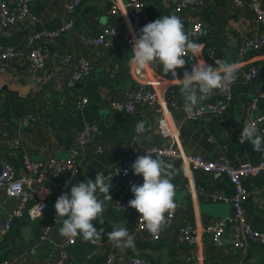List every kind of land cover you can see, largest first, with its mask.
<instances>
[{"label": "crops", "instance_id": "0c3cea01", "mask_svg": "<svg viewBox=\"0 0 264 264\" xmlns=\"http://www.w3.org/2000/svg\"><path fill=\"white\" fill-rule=\"evenodd\" d=\"M69 1L34 0L30 15L1 37L0 45L24 48L31 33L43 29H58L68 18L65 7ZM143 1L146 2L148 11L145 24L164 15H176L189 33L191 15L203 22L204 36L201 41L196 42L201 46L197 63L205 60L206 53L214 49L222 60L239 65L238 78L231 86L232 100L227 112L208 113L197 121L184 117V98L179 81L167 86L168 95L174 98L176 104L172 108L171 121L184 148L212 159L227 158L235 164L264 159V152L254 151L249 142L241 144L238 141L242 128L252 116L250 107L253 98L264 90V74L252 80L243 77L247 67L264 66L263 52H252L247 56L240 54L245 40L260 29L251 10L235 6L233 0H208L204 7L197 6L177 13L176 8L181 0ZM41 3H45L46 7H43L44 10L37 9L42 11L37 18L32 12ZM261 4L264 7V0ZM110 8L111 4L107 0H85L76 12V29L65 33L53 43L52 57L42 68L28 74L24 64L16 63L17 69L0 72V168L7 162H12L18 171H23V151H27L35 160L67 158L79 131L88 123L99 127L105 150L99 157L87 152L88 164L74 183L94 180L97 171L105 173L112 166L120 165L130 150H142L146 146L166 143L157 128V107L146 106L141 112L133 114L118 112L110 106L112 100L121 99L137 88L130 72L132 47L127 43L126 33L130 28L133 35H139V32H134L131 28L125 10L113 15L109 12ZM104 26H112L118 31L113 46H85L79 39L80 35L99 33ZM69 53L86 54L94 66L91 75L79 80L74 87L66 86L70 70L62 63L64 56ZM177 70L183 76V68ZM159 72L169 76V73L163 71L162 64ZM220 97L221 92L214 90L199 105ZM83 98H89V103L84 110H80L76 103ZM260 110L264 112V99L260 102ZM27 118L31 120L30 124L24 123ZM140 120L148 121L151 128L147 138L134 139L135 125ZM16 137L22 140L23 146L20 149L10 148L6 143ZM173 167L176 225L168 234L159 241H153L152 234L146 227L137 228L140 214L136 209L119 213L112 205L113 199L105 200L104 224H96L98 230L102 228V239L88 245L91 250L88 252L86 246L80 249L86 245V241L82 235L77 236L78 243L72 248L75 259L73 264H100L108 250L114 252L118 264H130V257L135 255L147 258L152 264H180L181 258L190 251V248L175 247L176 238L184 223L193 222L203 226L230 215V204L209 199V194L215 190H231L232 186L227 180L215 182L209 176L197 172L196 181L204 186L205 191L192 194L185 186L186 179L179 169ZM142 183L143 180H139L136 184ZM245 184L249 191L244 204L247 217L255 229L264 233V173L246 177ZM71 186L56 188L51 181H47L41 187L40 194L50 204L62 193H70ZM98 196L103 200V194L98 193ZM127 198H134L131 189ZM11 200L7 195L0 194V228L7 215L16 208L17 203ZM50 213L48 207L36 221H32L27 214L16 220L0 246V264L5 258L14 259L15 264H46L48 260L58 257L60 244H56L51 238L39 243L40 228L51 220ZM167 215L168 213L165 214L166 217ZM59 225L60 219L54 228ZM114 227L126 228L135 237V248L121 251L114 247L107 236ZM231 230L232 224L229 223L224 245L219 250H216L208 238H202L193 250L204 256L200 264H264V246L259 242H252L245 252L237 250L232 241ZM79 250L81 252L78 253Z\"/></svg>", "mask_w": 264, "mask_h": 264}, {"label": "built area", "instance_id": "2783aa9c", "mask_svg": "<svg viewBox=\"0 0 264 264\" xmlns=\"http://www.w3.org/2000/svg\"><path fill=\"white\" fill-rule=\"evenodd\" d=\"M34 0H0V39L8 31H11L17 23L25 20L30 15V8ZM85 0H70L65 7V13L68 15L66 22L58 29H43L31 33L24 48H13L0 45V72H6L10 69H17L16 63L24 64L25 72L33 74L42 68L52 57L51 46L59 40L65 33L72 32L76 29V12L78 7ZM111 4L109 12L113 15L125 10L128 13L131 28L134 32L145 25L148 17L147 5L143 0H107ZM262 0H233L235 6L239 8H249L260 26L259 31L248 37L240 50L242 56H247L252 52L264 53V7ZM208 0H181L177 5L176 12L181 13L190 10L193 7H204ZM191 28L189 30L190 38L194 42L201 41L204 36V24L201 20L191 15L189 17ZM118 31L112 26H104L97 34L80 35L79 39L86 45L95 46H113L114 38ZM133 32L129 28L126 33V40L132 47ZM198 55L189 53L185 56V71H190L194 63L197 62ZM132 57V56H131ZM216 60H222L214 49H210L205 55V61L214 64ZM62 63L67 65L69 77L66 86L74 87L75 84L91 75L94 66L89 57L84 54L69 53L64 56ZM159 62L152 63L142 70H138L129 62L131 76L135 80L137 88L126 94L121 99H114L110 102V106L118 112L139 113L146 106H155L158 108L157 128L160 136L165 139L166 143L146 146L142 150H130L120 165L112 166L103 173L106 182L112 187L109 193L113 196V207L123 213L129 211L132 207L128 206L129 199L127 193L131 189L133 183L143 180L142 175L133 173L131 165L138 155L151 153L154 157L159 154L166 161L176 166L183 177L186 179L185 186L194 194L195 192L205 191L203 185L196 181V173L209 176L213 181L227 180L232 188L230 191L218 189L209 194V199L214 202H224L231 205V213L224 219L207 223L203 226L194 224L193 222L184 223L179 231L175 241L176 248H190L182 258L180 264H200L204 259L203 255L196 254L197 247L202 238H208L219 250L224 245V236L227 225L232 224L231 237L233 244L237 250L245 252L250 243L259 242L264 246V233L255 229L247 217L245 211V202L249 195L245 179L248 176L260 175L264 173V159L258 162H243L235 164L227 158L212 159L201 153L187 151L178 134L177 129L171 121L172 108L176 105L174 98L168 95V87L182 79L178 70L175 73L169 72V76L160 73ZM264 74V66H250L243 72L246 80H252ZM221 92V91H220ZM264 99V90L257 93L253 98L250 112L252 116L248 122L255 121L259 130V134L264 135V112L260 110V102ZM232 100V87L229 93L221 92V97L206 104L199 105V115L196 118H188L184 114L185 119L197 121L205 114H220L227 112ZM89 103V98H83L76 103V107L84 110ZM30 124L31 120L27 118L24 122ZM2 124L0 122V128ZM240 136V135H239ZM239 141V137H238ZM10 148L20 149L23 144L18 137L9 139L7 142ZM246 143V142H245ZM105 150V145L101 137V131L96 124L88 123L79 131L70 154L65 159L56 157L46 158L42 160L33 159L27 151L22 152L23 171H18L12 162H7L2 166L0 171V194H5L10 198L17 200L16 208L7 215L3 226L0 228V246L5 241L14 226L16 220L22 219L25 214L32 221L41 218L48 206V200L40 194V189L51 181L52 185L60 188L66 185H72L77 182L84 167L88 164L86 154L90 151L95 157H99ZM59 196L55 197L50 203L51 220L41 227L39 243L50 239L55 224L58 222L55 211V202ZM175 210L168 213L166 222L158 235H153V241L161 240L168 234L176 223ZM145 227L143 220L138 217L137 228ZM78 243V238L65 239L60 244V251L55 260H48L46 264H73L72 248ZM130 264H152L147 258L142 256H131ZM2 264H15V260L8 258ZM101 264H118L114 252L108 250Z\"/></svg>", "mask_w": 264, "mask_h": 264}, {"label": "clouds", "instance_id": "9594fccd", "mask_svg": "<svg viewBox=\"0 0 264 264\" xmlns=\"http://www.w3.org/2000/svg\"><path fill=\"white\" fill-rule=\"evenodd\" d=\"M131 43V61L138 70L159 62L165 73L176 74L178 68L185 67V56L189 53L200 55L201 50L200 44L190 38L182 20L176 15H164L145 24L139 35L133 36ZM238 72L239 65L235 62L216 60L214 64H209L203 59L194 63L190 71H185L178 83L184 98L183 110L188 118L194 119L199 115L198 106L208 98L209 93L214 90L229 93ZM150 128L148 121H138L134 139L147 138ZM239 142H249L254 151L264 152V136L259 134L255 121L245 123ZM131 167L134 174L142 175L143 183L131 185L134 198L128 201V206L138 211L149 233L158 235L165 225V214L177 207L172 182L174 167L161 155L154 157L151 153L138 155ZM109 179L110 183L106 182L104 174L97 171L94 180L74 183L70 193L64 192L57 198L54 207L57 218L61 220L62 226L58 231L62 237L72 239L82 235L84 241L93 244L102 239V228L98 230L94 227L93 221L104 224V201L113 199L109 194L112 187L111 177ZM98 193L103 194V200ZM107 236L112 245L121 251L136 246L135 237L124 227H114Z\"/></svg>", "mask_w": 264, "mask_h": 264}, {"label": "water", "instance_id": "95a60500", "mask_svg": "<svg viewBox=\"0 0 264 264\" xmlns=\"http://www.w3.org/2000/svg\"><path fill=\"white\" fill-rule=\"evenodd\" d=\"M43 7H44V9H45V7H46V4L45 3H41V5H38V7L36 8V9H34L33 10V12H32V14L33 15H35L37 18H39L40 16H41V14H42V11H38L37 9H39V8H41V10L43 9ZM43 9V10H44ZM1 169H2V167L0 168V171H1ZM12 200V202L13 203H17V200L15 199V198H11ZM9 212H10V210H9ZM229 216V215H228ZM226 218V217H225ZM62 225H59V226H56L54 229H53V231L51 232V234H50V238H51V240H53L56 244H61L64 240H65V238L64 237H62L60 234H59V231H58V229L61 227Z\"/></svg>", "mask_w": 264, "mask_h": 264}, {"label": "trees", "instance_id": "16d2710c", "mask_svg": "<svg viewBox=\"0 0 264 264\" xmlns=\"http://www.w3.org/2000/svg\"><path fill=\"white\" fill-rule=\"evenodd\" d=\"M48 206L50 207V204H48ZM47 209H48V208H47ZM47 209H46V210H47ZM50 216H51V213H50ZM98 222H99L98 220L93 221V225H94V227H96V228L98 227V226L96 225ZM12 229H13V228H12ZM40 232H41V228H40ZM40 232H39V236H40ZM88 245H91V242H86V245L80 247V249L86 246V248H87L86 250L89 252V251H91V250L88 249V248L90 247V246H88ZM75 246H76V245H75ZM79 252H81V251L79 250L78 253H79ZM4 260H6V258H5ZM4 260H3V261H4ZM102 261H103V260H102ZM102 261L100 262V264L102 263ZM74 262H75V259H73V257H72V263H74Z\"/></svg>", "mask_w": 264, "mask_h": 264}]
</instances>
